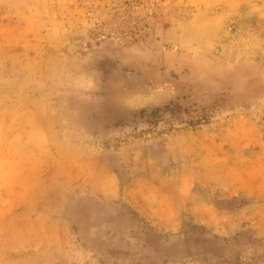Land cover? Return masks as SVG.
<instances>
[{
    "label": "rangeland",
    "instance_id": "obj_1",
    "mask_svg": "<svg viewBox=\"0 0 264 264\" xmlns=\"http://www.w3.org/2000/svg\"><path fill=\"white\" fill-rule=\"evenodd\" d=\"M0 264H264V0H0Z\"/></svg>",
    "mask_w": 264,
    "mask_h": 264
}]
</instances>
